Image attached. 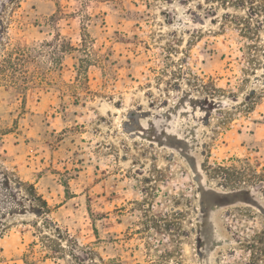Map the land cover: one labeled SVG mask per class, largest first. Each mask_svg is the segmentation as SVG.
I'll list each match as a JSON object with an SVG mask.
<instances>
[{
    "label": "rangeland",
    "instance_id": "1",
    "mask_svg": "<svg viewBox=\"0 0 264 264\" xmlns=\"http://www.w3.org/2000/svg\"><path fill=\"white\" fill-rule=\"evenodd\" d=\"M19 3L0 264H264V190L204 167H264V0Z\"/></svg>",
    "mask_w": 264,
    "mask_h": 264
},
{
    "label": "trees",
    "instance_id": "2",
    "mask_svg": "<svg viewBox=\"0 0 264 264\" xmlns=\"http://www.w3.org/2000/svg\"><path fill=\"white\" fill-rule=\"evenodd\" d=\"M6 4H10L12 10L18 9L20 7L19 0H6ZM5 5L2 7V9H6ZM11 55L12 54L8 52V54H6V59H2L0 61V82L16 85L17 77L15 73L18 71V73H23L21 68L18 67H21L20 62L24 59V54L23 51L18 48L14 50L13 57ZM24 82L26 81L22 79V83ZM249 162L250 160L248 159L244 162H240L239 160H229V163L222 162L211 164L206 161L204 167L212 178L223 180L228 187H237L242 183H249L254 186H259L260 189L264 190V167H258L252 162ZM7 180L18 183L20 186H22V183L16 179H13L12 177L7 178ZM29 194L34 199L41 201L32 186H29ZM1 203L2 202L0 200V240L7 230V225L3 223V216L8 208L6 206H2ZM14 205H18L16 200L11 202V206Z\"/></svg>",
    "mask_w": 264,
    "mask_h": 264
}]
</instances>
